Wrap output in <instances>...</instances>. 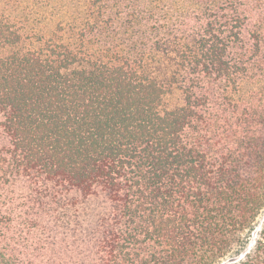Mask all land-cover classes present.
I'll list each match as a JSON object with an SVG mask.
<instances>
[{
    "label": "trees",
    "instance_id": "trees-1",
    "mask_svg": "<svg viewBox=\"0 0 264 264\" xmlns=\"http://www.w3.org/2000/svg\"><path fill=\"white\" fill-rule=\"evenodd\" d=\"M254 17L264 0H0V264H264Z\"/></svg>",
    "mask_w": 264,
    "mask_h": 264
},
{
    "label": "rangeland",
    "instance_id": "rangeland-1",
    "mask_svg": "<svg viewBox=\"0 0 264 264\" xmlns=\"http://www.w3.org/2000/svg\"><path fill=\"white\" fill-rule=\"evenodd\" d=\"M262 29H264L263 19L254 17L248 21L245 32H246V37L250 44H252L253 41L255 40V35L257 33L256 31ZM177 102H179V97L171 98L169 101V103L172 105L176 104ZM0 119H1V114H0Z\"/></svg>",
    "mask_w": 264,
    "mask_h": 264
}]
</instances>
